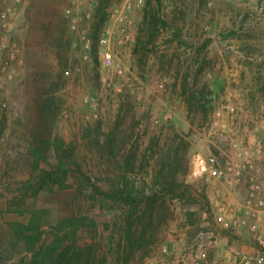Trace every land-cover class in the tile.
<instances>
[{"label": "rangeland", "instance_id": "1", "mask_svg": "<svg viewBox=\"0 0 264 264\" xmlns=\"http://www.w3.org/2000/svg\"><path fill=\"white\" fill-rule=\"evenodd\" d=\"M58 138L72 188L35 196ZM263 160L264 0H0V264H26L10 224L34 210L46 237L61 218L97 221L65 264H241ZM123 175L157 191L151 211L89 199Z\"/></svg>", "mask_w": 264, "mask_h": 264}, {"label": "trees", "instance_id": "2", "mask_svg": "<svg viewBox=\"0 0 264 264\" xmlns=\"http://www.w3.org/2000/svg\"><path fill=\"white\" fill-rule=\"evenodd\" d=\"M55 141L53 147L55 148L57 160L54 168L46 170L40 169L39 165L35 167L38 172V185L35 196L43 191L54 192L55 189L60 191L72 188L68 184L70 174L61 155L63 142L59 138ZM32 151L38 156L36 158L37 163L40 162V159H44L41 150L33 149ZM81 177L84 179L81 180L82 184H85V180L90 181L83 174H81ZM113 189L107 193L93 186V192L89 193V199L95 203L98 201V195H100L99 197H102L104 201L105 199L112 200L116 204H121L120 208L128 209L126 211L128 219L137 216L144 203L147 204V210L145 211L147 213L151 211L155 206V199L158 197L157 191L154 189L150 195L146 194V190H138L136 183L124 175L119 176V180H117ZM43 213L44 210H34L27 222L10 224L15 242L22 244L27 252L26 264H65L70 251L76 249L82 234L96 237L95 234L98 232L97 221L93 218L87 216L65 217L58 219L55 224L50 226L51 233L49 237H46L42 225ZM129 230L132 231L131 228ZM130 231L128 232V239Z\"/></svg>", "mask_w": 264, "mask_h": 264}, {"label": "built area", "instance_id": "3", "mask_svg": "<svg viewBox=\"0 0 264 264\" xmlns=\"http://www.w3.org/2000/svg\"><path fill=\"white\" fill-rule=\"evenodd\" d=\"M103 58L106 62L110 63L112 55L109 51H105ZM198 167L203 173L208 176V179H222L225 176V172L215 165V159L212 158L209 162L203 159H198ZM227 217L222 209L216 213L214 217L215 223L220 228L234 231L239 234L241 227L246 221L234 220L224 222L223 215ZM243 216L249 221L248 230L254 240L253 253H236L235 260H240L241 264H264V160L262 169L259 171L258 178L250 179V186L248 194L244 201V212ZM215 224V225H216ZM208 238L213 239L214 235L212 232L206 234ZM165 251V250H164ZM213 264H217L214 260ZM196 264H200L196 262Z\"/></svg>", "mask_w": 264, "mask_h": 264}, {"label": "crops", "instance_id": "4", "mask_svg": "<svg viewBox=\"0 0 264 264\" xmlns=\"http://www.w3.org/2000/svg\"><path fill=\"white\" fill-rule=\"evenodd\" d=\"M242 240H243V246L241 247V253H243L244 251H246V250H249V251H246V252H252L253 250H252V248H251V243L249 242V238H241ZM226 241V243H229V244H231V245H233L234 243H235V241L234 240H232V239H230V238H228V237H224L223 238V240H222V243H223V246H222V243H221V246H222V248H221V252H223L222 254H225V256L228 258V260L230 261V254H231V252H228V251H224L225 250V247H224V242ZM250 246V247H249ZM232 252H236V251H234V250H232ZM227 260V261H228ZM229 264H231L230 262H228Z\"/></svg>", "mask_w": 264, "mask_h": 264}]
</instances>
